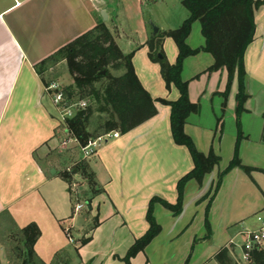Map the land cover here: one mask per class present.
I'll use <instances>...</instances> for the list:
<instances>
[{"label": "crops", "instance_id": "0c3cea01", "mask_svg": "<svg viewBox=\"0 0 264 264\" xmlns=\"http://www.w3.org/2000/svg\"><path fill=\"white\" fill-rule=\"evenodd\" d=\"M113 8L111 0H0V218L6 216L15 222L21 211L42 207L47 211L46 220L50 215L58 230H66L61 222L67 221L69 189L62 175L65 168L78 162L74 152L80 150V145L74 140L75 146L68 152L70 162L62 157L61 119L45 90L49 71L41 76L36 67L105 22L103 11L109 21H117L119 13ZM255 22V37L245 53L249 97L242 116L253 113L246 106L255 98L253 87L264 89V7L258 11ZM163 48L168 62L174 64L178 57L174 40L167 36ZM130 50L128 54L134 53L135 72L152 98L176 101L178 90L166 88L160 66L149 58L148 46L142 44L137 49L130 46ZM203 53L206 54L201 52L185 60L182 78L189 83L190 101H201L199 94H202V100L212 102L213 117L217 118L216 111L223 109L225 102L222 93L228 76L226 71L207 72L214 59L198 60ZM192 59L197 60L187 75L188 61ZM202 77H207L209 84L212 80L210 89L209 84L207 89L196 86ZM237 92L238 84L234 81L226 110L232 106L233 95L236 102ZM156 109L152 119L126 134L118 132L120 136L112 142L100 144L90 161L100 190L89 196V210L97 220L94 233L103 231V242L110 248L107 252L99 251L94 258L105 259V264L124 262L129 249L149 230L147 213L151 200L160 198L176 204L177 185L194 168L188 149L174 142L170 106L156 103ZM204 111L201 105L200 113L187 119L185 132L201 153L208 155L213 150L221 162L202 185L196 180L187 183L179 216L161 204L155 205L154 216L162 231L133 259V264L141 258L144 264H219L215 257L221 249L236 245L237 240L245 241V230H256L254 218L264 212V172L253 171L248 175L235 168L223 178L212 203L209 212L212 237L205 239L208 200L203 198L218 174L233 160L237 135L228 136L224 128L220 129L222 121L219 124L217 119L213 120L216 121L213 128ZM259 132L257 139L243 132L245 139L239 146V158L244 166L264 170L260 161L264 155L262 129ZM218 133L215 145L213 135L216 137ZM40 222L41 219L33 217L29 223H35L41 231L37 242L44 234ZM53 232L57 236L58 232Z\"/></svg>", "mask_w": 264, "mask_h": 264}, {"label": "trees", "instance_id": "16d2710c", "mask_svg": "<svg viewBox=\"0 0 264 264\" xmlns=\"http://www.w3.org/2000/svg\"><path fill=\"white\" fill-rule=\"evenodd\" d=\"M183 5L189 11V18L180 29L168 34L178 48L176 62L170 64L162 50L159 52L164 58L160 60L158 50L156 54H152L154 50L152 45L149 54L150 59L160 65L166 88L171 90L174 87L178 90L179 98L176 101L169 102L152 98L135 72L132 63L134 53L124 54L104 23L97 25L62 47L36 67L38 74L42 76L48 70V65L66 62L74 81L73 85L64 90L68 103L75 104L82 98H91L93 103L90 106L77 110L72 118H67L65 121L66 131L77 140L81 147L87 146L90 141L110 132L119 130L118 132L126 134L135 129L156 116V103L171 108L170 122L174 142L188 149L194 162V168L179 181L176 204H170L160 198L151 200L147 213L149 230L129 249L123 259L126 264H133V259L143 252L162 231L154 216L155 205L161 204L174 216H179L183 211L184 192L187 183L196 180L202 185L205 177L210 175L221 162V158L213 150L208 155L201 153L191 137L185 132L187 119L201 111L199 103L190 101L189 83L182 78L184 63L187 58L205 52L214 59V64L207 72L226 71L228 81L226 90L222 93L225 100L223 111L226 108L234 81H237L238 84L236 96L238 130L235 154L227 168L218 174L217 181L203 198V201L208 200L205 221L207 235L205 239L212 237L209 212L225 175L235 168L242 169L248 175H251L253 171L264 172V170L244 166L239 158V146L241 141L245 139L241 116L246 111L245 103L249 97L246 92L245 53L254 40L256 15L264 7V0H184ZM195 22L200 23L201 33L205 39V45L197 49L191 48L187 43ZM111 69L124 70L125 72L117 77L112 74ZM44 83L45 86L50 84L48 81H44ZM97 84L102 85L97 88ZM93 104L97 105L95 110L92 109ZM95 112L99 113L95 131L97 134L103 132L98 137L88 131L91 125L90 120ZM103 114L106 116L104 117ZM221 121L222 119L218 120L219 124ZM262 142L264 143V130ZM74 169L83 176V179L88 181L91 196L97 195L100 190L90 166L86 162L84 164L79 163ZM62 176L68 183L73 180L71 172L65 171ZM21 231L24 234L22 256L24 248H28L31 257L34 245L41 236V231L35 223ZM228 252L229 250L224 248L216 255L215 259L219 264H231L227 258ZM250 264H264V250H255L252 253Z\"/></svg>", "mask_w": 264, "mask_h": 264}, {"label": "rangeland", "instance_id": "374dc122", "mask_svg": "<svg viewBox=\"0 0 264 264\" xmlns=\"http://www.w3.org/2000/svg\"><path fill=\"white\" fill-rule=\"evenodd\" d=\"M183 2L184 0H111V5L112 7H114L113 9H115L119 13L118 20L116 21L115 19H111V21H109V19H106L103 23L110 30L117 45L126 55L131 51L130 46H133L135 49H137L142 44L148 46L149 54L151 45L154 48L152 54H156L157 50L159 54V51L161 50L165 54L163 48L165 38L168 36L169 32L180 29L183 23L190 16L189 11L183 5ZM118 24L120 28L119 26H117ZM154 26L159 29L157 34L154 33ZM192 28V35L187 43L193 49H197L202 47L201 45L205 44V39L201 33V25L199 22H195ZM119 38L120 41L118 40ZM197 58H201L198 60H201L203 62L205 58H212V56L210 54L203 53L202 55H200V57ZM195 60L197 59L188 61L186 70L187 75L190 73V71L192 72V65H194V62H196ZM48 71L49 73L47 75V81L49 83H59L62 86L63 91L67 87L73 85L74 81L68 71L66 62L50 64L48 65ZM111 72L114 76L118 77L123 75L125 71H116L111 69ZM197 82L198 83L195 84L196 86H199L200 89L202 86H204V88L206 87L207 89L209 84L207 77H202V79ZM211 84L212 80H210L209 86ZM101 85L102 84H97L96 86L97 88H99ZM211 86L209 87V89L211 88ZM253 92L255 94V98L250 101L248 105H246L247 108L249 107L253 113L244 114L242 116V131L251 135L253 139H257L260 133L259 131H261V129L263 131L264 129V89L255 86L253 87ZM199 95V99H201V101L198 100V102L196 100L195 103H199L203 106L206 117H208L212 122L216 119L217 121L219 119H222L221 126L222 129L224 128V132L228 136L234 134L237 135V104L235 102V96L233 95L231 98L232 106H230L228 110L225 109V111H223L222 108L218 109L216 111L217 118H214L212 102L206 99L202 100L203 95ZM82 101L87 102V107L93 103L91 98L89 97H86L84 99L82 98V100L73 104L75 105L73 110L74 114H76L77 110H79L78 105ZM48 103L52 104L49 100ZM96 108L97 105L93 104L92 109L95 110ZM98 116L99 113L95 112L92 116V119L90 120L91 125L88 128L89 133L94 135L95 137L103 134V132H99L97 134L95 131ZM103 116L105 117L106 115L103 114ZM59 117L61 119V127L59 130V135L62 136V138L60 139L61 146L63 141L68 142V145L66 147L62 146L63 150H61V153L62 157L66 160H69L70 162V155L68 154V152L69 150L71 151V149L74 148V140L76 139L66 131L65 121L63 122L60 115ZM223 123H225L224 126ZM212 124L214 125L213 128H215L216 121ZM218 137L219 133L216 137H214L213 135V141L215 142V145L218 144ZM98 138H95L92 141H95ZM112 141L113 139L109 142ZM81 148L82 147L80 146V150L78 149L76 150V152H74V155H76L74 158L77 159L76 162L78 161L76 165L79 163L84 164L85 162L90 165V161L94 158V154L89 157H85ZM260 161H262V165H264V155L260 156ZM76 165H70L68 168H65V171L71 172L73 175V171L75 170L74 168ZM59 167L61 169L63 165L60 163ZM65 183L67 184L66 186L69 189L66 216L67 221L64 220L61 223L64 229L69 230L71 240L68 238L66 230L63 231L61 228L59 230L57 229L55 224L56 222H53L51 219H49L50 215L48 216V220L44 218V214L47 213V211L43 210L42 207L35 209L33 208V211H21V213H19V216H17L15 222H13V220L9 217H1L0 264H21L22 249L24 247V234L21 230L29 226V223L32 222L33 217L41 219L40 223L43 226L44 234L41 240L38 241L33 248V254L30 257L32 264H101L103 262L105 264V259L101 260L100 258H94L95 254H98L99 251L107 252L110 250V248H106L107 242H103V237L101 235L103 231L97 234L94 233L97 220L94 217L95 213L90 212L89 210V196L91 195V192L88 186V181L83 179V176L79 175L77 172L76 175H73V180L71 183H67V181H65ZM78 203L82 204L84 208L81 212L75 214V207ZM38 213H40V215L42 213V215H36ZM259 215L264 216V212ZM254 219L257 222L256 229H259L260 223L257 221V217H255ZM53 231L58 232L57 236L54 235ZM88 237L92 238V240H90L89 242L86 241ZM243 244L244 240L242 239L237 240L236 245L227 247V249L229 250L227 258L231 261V264H250L252 262V256L250 258V261L248 262L243 260V252L241 248ZM79 247L82 248L79 250ZM223 249H221L218 253H220ZM261 250H264V245L262 246ZM134 263L144 264L145 262L143 258H141L136 259ZM118 264L125 263L121 261Z\"/></svg>", "mask_w": 264, "mask_h": 264}, {"label": "built area", "instance_id": "2783aa9c", "mask_svg": "<svg viewBox=\"0 0 264 264\" xmlns=\"http://www.w3.org/2000/svg\"><path fill=\"white\" fill-rule=\"evenodd\" d=\"M47 95L53 102V105L59 115L61 116L63 122L67 118H72L75 114L73 112L75 105L69 104L62 86L57 82H51L45 88ZM79 109H85L87 107V102L82 101L78 105ZM120 136L118 132H112L106 135L99 137L95 141H90L87 146L82 147L81 150L85 157H89L94 154L95 149L100 146L102 143H107L110 140L117 139ZM74 140V139H72ZM68 142L63 141L62 146L66 147ZM84 206L78 203L75 207V213H79L83 210ZM257 221L260 223V228L256 230H245L243 235L245 237L244 244L242 245L243 260L250 261L252 253L255 250H259L264 245V216L258 215ZM68 238L71 240L69 230H66Z\"/></svg>", "mask_w": 264, "mask_h": 264}, {"label": "water", "instance_id": "95a60500", "mask_svg": "<svg viewBox=\"0 0 264 264\" xmlns=\"http://www.w3.org/2000/svg\"><path fill=\"white\" fill-rule=\"evenodd\" d=\"M102 17H103L104 20L107 19V14H106L105 11L102 12ZM158 31H159V29L154 26V33L157 34ZM158 58L160 60H162L164 57H163V55L158 54ZM103 74H105V72H103ZM53 173H55V171ZM76 174H77V170H74L73 175H76ZM212 180L213 179L210 180V184L212 183ZM21 264H32L31 260H30V254H29L28 248H24V250H23V256H22Z\"/></svg>", "mask_w": 264, "mask_h": 264}]
</instances>
